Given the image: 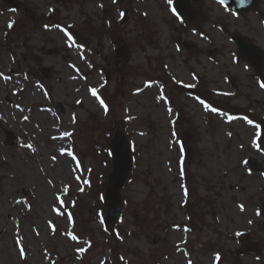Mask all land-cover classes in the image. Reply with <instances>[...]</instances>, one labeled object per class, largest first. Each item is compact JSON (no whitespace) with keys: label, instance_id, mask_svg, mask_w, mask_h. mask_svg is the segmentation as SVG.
<instances>
[{"label":"rangeland","instance_id":"374dc122","mask_svg":"<svg viewBox=\"0 0 264 264\" xmlns=\"http://www.w3.org/2000/svg\"><path fill=\"white\" fill-rule=\"evenodd\" d=\"M173 1L0 0V264H264V80L232 42L264 54V0H205L193 27ZM119 129L134 165L111 234Z\"/></svg>","mask_w":264,"mask_h":264},{"label":"water","instance_id":"95a60500","mask_svg":"<svg viewBox=\"0 0 264 264\" xmlns=\"http://www.w3.org/2000/svg\"><path fill=\"white\" fill-rule=\"evenodd\" d=\"M12 6L16 5V0H5ZM224 6L228 7L235 14L240 12H248V10L255 6L257 0H220ZM176 13L179 17L183 18L186 24L193 26L201 20L202 14L199 7H194L193 3L199 6L203 4L204 0H176L175 1ZM74 38L80 42L84 47H88L92 39L88 36L75 32ZM233 41L239 46L241 55L244 56L247 63L254 66L255 71L259 77L264 78V54L253 43L247 41L239 35L233 36ZM125 53V49L118 48L117 57L122 58ZM45 74L48 72L43 71ZM47 76V75H46ZM192 93H199L198 90H190ZM8 143L14 144L16 136L7 131ZM111 143V154L113 157V170L108 176V187L106 190V198L104 206L105 210V227L110 233L114 231V227L120 220V216L123 211V196L122 189L124 188L126 181L131 175L133 168V156L129 147V140L126 138V134L122 129H119ZM193 135L192 131L188 129L185 133V140L182 143L184 147L185 156H191L193 154ZM254 168H259L254 162H250Z\"/></svg>","mask_w":264,"mask_h":264},{"label":"snow or ice","instance_id":"6c2138e0","mask_svg":"<svg viewBox=\"0 0 264 264\" xmlns=\"http://www.w3.org/2000/svg\"><path fill=\"white\" fill-rule=\"evenodd\" d=\"M10 27H11V25H9ZM261 87H264V85H261ZM92 94L94 95V96H96V92L93 90V92H92ZM101 104L103 105V101H101ZM205 107H207V105H205ZM105 110L107 111V108H106V106H105ZM213 112H215L216 111V109H211ZM249 123H251V121H249ZM30 147V146H29ZM68 155H72L71 153H68ZM74 158V157H73ZM73 239H75V237H73ZM20 254H21V256H23V249H21V252H20Z\"/></svg>","mask_w":264,"mask_h":264},{"label":"bare ground","instance_id":"6f19581e","mask_svg":"<svg viewBox=\"0 0 264 264\" xmlns=\"http://www.w3.org/2000/svg\"><path fill=\"white\" fill-rule=\"evenodd\" d=\"M62 92H63L64 94L69 93V92H70V88H69V86H68V85H65L64 88L62 89ZM252 180H253V179H252Z\"/></svg>","mask_w":264,"mask_h":264}]
</instances>
